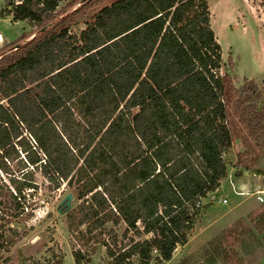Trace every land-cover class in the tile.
Here are the masks:
<instances>
[{
    "label": "trees",
    "instance_id": "16d2710c",
    "mask_svg": "<svg viewBox=\"0 0 264 264\" xmlns=\"http://www.w3.org/2000/svg\"><path fill=\"white\" fill-rule=\"evenodd\" d=\"M62 1L6 0L2 9L39 29L0 56V170L14 189L11 216L31 205L40 172L48 189H77L73 231L102 235L107 223L125 222L137 234L119 248L103 242L114 264L164 263L189 241L238 141L235 176L264 175V81L237 86L223 74L209 0H116L80 32L72 28L89 4L63 15ZM235 226L208 245L228 264L244 259L238 242L264 246V229ZM4 243L13 242L1 229L0 256Z\"/></svg>",
    "mask_w": 264,
    "mask_h": 264
},
{
    "label": "rangeland",
    "instance_id": "374dc122",
    "mask_svg": "<svg viewBox=\"0 0 264 264\" xmlns=\"http://www.w3.org/2000/svg\"><path fill=\"white\" fill-rule=\"evenodd\" d=\"M114 1L116 0H63L58 11L66 10L63 14L65 15L81 5L89 4L87 14L80 16L79 25L72 28L73 31L80 32L86 27L85 22L92 20L95 12ZM5 3L6 0H0V33L5 41L0 44V56L10 54L25 44L30 39L26 38L29 33L39 31L36 25H31L27 20H14L10 14H3ZM209 3L213 28L223 49V74L228 72L236 78L237 86H241L247 79L262 85L264 0H209ZM62 16L55 18L54 22ZM240 143L242 141H238V148L233 146L227 155L228 175L222 180L220 188L202 199V209L189 241L178 245L171 260L164 263L153 260L152 264H228L224 256L210 254L208 245L211 241L237 224L240 228L244 227V230L251 227L256 232H263L264 222L259 223L256 215L264 213V203L257 200L256 190L264 189V175L245 171L243 176H235L234 164L237 162L238 149L243 148ZM11 167L13 172L19 173L20 167L15 161L11 163ZM36 179L39 184L38 191H26L27 196L34 194L31 205H27L19 217H13L10 209L13 207L14 212L15 202L11 197L14 189L11 186L10 173L0 170V209L3 211L0 216H5L0 219V224H3L0 225V230H5L6 241L13 242L4 243L0 264H30L33 260H49L50 264H114L108 255V246L104 243L119 248L130 239L138 238L135 232H126L125 222L107 223L102 235H98L96 230L94 233L88 232L84 237L79 234V229L73 231L68 211L76 208L82 201L78 197L77 189L68 186L67 182L59 189H48L46 177L40 172ZM69 193L73 194L72 208L65 211L60 203ZM223 196L228 197L227 203L222 202ZM86 228L85 225L80 227L83 230ZM227 238L230 241L234 239L232 236ZM257 241L249 238L246 247L243 243H237L244 259L236 264H264V246ZM75 250H82L84 259L81 262L76 260Z\"/></svg>",
    "mask_w": 264,
    "mask_h": 264
},
{
    "label": "water",
    "instance_id": "95a60500",
    "mask_svg": "<svg viewBox=\"0 0 264 264\" xmlns=\"http://www.w3.org/2000/svg\"><path fill=\"white\" fill-rule=\"evenodd\" d=\"M45 29V27L43 28V30ZM19 45V44H18ZM17 45V47H18ZM242 146V143H240V147ZM72 197H73V194L72 193H69L66 198H64V200L60 203L61 206H63L65 208V211H68L72 208Z\"/></svg>",
    "mask_w": 264,
    "mask_h": 264
},
{
    "label": "built area",
    "instance_id": "2783aa9c",
    "mask_svg": "<svg viewBox=\"0 0 264 264\" xmlns=\"http://www.w3.org/2000/svg\"><path fill=\"white\" fill-rule=\"evenodd\" d=\"M3 41V35L0 33V43ZM256 198L260 202H264V190H256ZM45 201V200H44ZM223 202L227 203L228 199L225 197L223 198Z\"/></svg>",
    "mask_w": 264,
    "mask_h": 264
},
{
    "label": "crops",
    "instance_id": "0c3cea01",
    "mask_svg": "<svg viewBox=\"0 0 264 264\" xmlns=\"http://www.w3.org/2000/svg\"><path fill=\"white\" fill-rule=\"evenodd\" d=\"M210 4V3H209ZM211 9V8H210ZM211 13H212V11H211ZM213 18L211 17V23H212V27L214 26L213 25V20H212ZM214 29V28H213ZM215 31V30H214ZM215 33H216V31H215ZM3 35V34H2ZM216 37H217V40L219 41V38H218V36H217V34H216ZM5 41H4V36H3V41L0 43V44H3ZM221 44V43H220ZM222 46V45H221ZM222 56H223V49H222ZM133 110H134V112H138L139 110H140V108L139 107H134L133 108ZM244 175V174H243ZM242 175V176H243ZM258 190H264L263 188L262 189H258ZM214 197V196H213ZM226 196H223L222 197V200H223V198H225ZM204 198V197H203ZM227 199H228V197H226ZM223 202V201H222Z\"/></svg>",
    "mask_w": 264,
    "mask_h": 264
}]
</instances>
